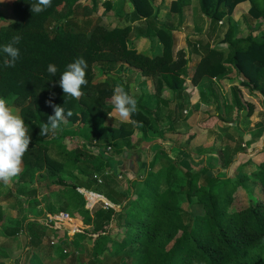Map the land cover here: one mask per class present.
<instances>
[{
	"label": "trees",
	"instance_id": "obj_1",
	"mask_svg": "<svg viewBox=\"0 0 264 264\" xmlns=\"http://www.w3.org/2000/svg\"><path fill=\"white\" fill-rule=\"evenodd\" d=\"M83 1L51 0V6L40 13L31 12L37 0H13L11 7L7 6L10 12L0 7V19L9 17L11 20L0 26V48L13 36L21 37L16 45L20 57L14 67L4 66L6 57L0 52V96L20 108L32 138L22 171L13 182L32 185L25 201L30 203L33 214L65 212L88 226L84 232H75L72 238L66 231L64 240L60 239L57 244V251L69 264H264V158L251 172L236 177V170L232 177L215 172L207 160L196 169L199 163L192 161L190 154L183 150H179L175 158L166 155L168 164L162 163L157 168L156 162L166 153L156 152L144 176L125 180L117 159L144 141L151 143L148 149L155 147L156 150L161 144L155 141L176 130V111L175 116L166 121L162 104L169 106L173 100L180 105L181 112L192 95L187 84L189 77L195 86L203 78L211 80L209 92L216 109L200 122L201 127L228 122L217 78H228L233 83L232 104H227V114H233L236 120L245 108L243 89L253 94L259 91L264 96L261 0H199L201 11L209 21L210 34L217 32V25L227 17L229 27L222 40L227 53L209 43L201 46L191 44L192 41L188 50L176 52L174 29L159 22V10H155L153 2L130 0L133 10L128 17L132 22L145 21L146 31L140 35H153L163 44L161 51L149 48V53H139L129 44L132 43L128 39L132 24L129 21L116 23L119 17H114L112 28L98 25L85 30L80 22L85 20L89 24L88 19L98 12L99 0H90V4ZM247 1L250 2L248 15L259 24L237 34L233 13L237 5ZM191 3L192 0H170L168 11L183 20ZM64 7L68 10L61 13ZM200 52L202 58L193 66L192 58ZM81 56L88 63V83L77 100L65 96L59 79L66 66ZM117 63L121 72L114 76L109 69H115ZM49 64L57 66L55 76L47 71ZM94 65L103 66L106 74L97 82H94ZM131 67L149 78L157 93L143 92L137 99L138 112L131 116L136 123L133 129L131 124L112 127L107 121L113 105L106 98L112 97L117 84L132 92L134 83L126 78ZM97 92L99 94H95ZM165 92H171L172 97L165 98L162 94ZM50 98L66 109L70 107L74 115L67 120L68 124H61L62 133L41 136L40 125L54 114L46 103ZM155 98H158L157 103H151ZM246 105L250 114L253 113L256 104L249 101ZM68 125L76 127L70 129ZM135 135L137 144L133 142ZM71 139L76 140L72 147L68 145ZM139 147L135 153L141 161ZM208 152L215 153L214 150ZM216 154L227 167L234 160L225 162L224 150ZM244 167L240 165L238 171H243ZM39 185L49 191L43 196V208L39 207L37 196ZM4 186L8 185L0 182V196L4 194ZM162 186L166 187L162 189ZM83 189L101 193L111 203L101 202L92 212L87 207ZM244 194H248L249 202L237 207L239 196ZM14 195L20 199L19 194ZM185 202L188 207L184 206ZM195 206H200L201 211H194ZM27 207H22L21 218H12L5 214L0 201V222L4 225L0 230L2 235L11 238L27 234L24 248L30 247V253L26 264H48L36 249L44 242L49 225L37 217H29ZM52 227L55 236L58 228ZM90 241L93 247L88 251L84 242ZM67 248L70 250L65 252ZM85 253L91 255L88 263H82ZM0 255H9L1 245Z\"/></svg>",
	"mask_w": 264,
	"mask_h": 264
},
{
	"label": "rangeland",
	"instance_id": "obj_2",
	"mask_svg": "<svg viewBox=\"0 0 264 264\" xmlns=\"http://www.w3.org/2000/svg\"><path fill=\"white\" fill-rule=\"evenodd\" d=\"M153 2V5L155 7V10L158 11V17L160 23L166 24L170 27H172L174 30H176L177 33V39L181 44L185 43V34L184 32H199L198 36L195 37L196 34H192V37H189L187 40V43L189 45V42L194 45L203 46L205 43H209L213 45L214 47H220L223 48L224 51L227 53V47L222 43V40L224 38L225 32L229 27L228 19L227 17H224L219 24L217 25V32L215 33H208L205 34L204 32L206 30H209V26L207 27L206 24H209V21L206 20V17L203 15L201 11V6L199 0H192V3L188 9V13L184 16V19L181 20L179 15L170 13L168 11L169 9V3L170 0H151ZM13 0H0V7H4V10L7 12H10V8L7 7L8 5L11 7ZM86 4H90V0H84ZM107 2L110 3V5H107ZM245 4V3H244ZM262 9H264V1L261 0ZM248 4H246V7L241 12H237L234 14V24L236 28L237 34L242 33L245 28H250L251 26L256 28L257 23L256 20H253L248 15ZM133 8V4L130 0H99L98 1V12L93 14L92 17L88 19V23H85V20L80 22V24L85 28V30L92 29L95 26L103 25L106 28H109L111 25V21L114 19V17H119L115 22L124 24V22L129 21L131 24V30L128 33V39L132 42L129 44H132V46H135L137 51L139 53H142V51L149 53V50L147 49L152 48L155 51H161L163 44L161 41L156 38L153 35H147V34H141V32L146 31V25L145 21H135L132 22L131 18L128 17V13L131 12ZM2 9V8H1ZM9 10V11H8ZM68 8L64 7L61 9V13L67 12ZM5 15H8L5 13ZM10 15V14H9ZM128 19V20H127ZM11 20L9 17H7V20L0 19V26L10 22ZM184 21V22H183ZM114 24V23H113ZM181 26V29H178ZM250 26V27H249ZM114 27V26H112ZM110 27V28H112ZM75 29V28H74ZM201 36H207L206 38ZM176 41V39L174 38ZM199 43V44H198ZM147 44V45H146ZM190 46V45H189ZM147 47V48H146ZM176 48V46H175ZM188 50V49H187ZM202 58L201 52L196 54L195 57L192 58L193 64L196 65ZM120 63H117L115 69H109L113 70L111 73L116 76L121 72V68L119 67ZM193 65V66H194ZM111 67V66H108ZM94 82H97L99 79L105 78V71H103V66L94 65ZM132 68V71H128L126 74V78L128 80H131L134 82L135 86L131 93H133L137 99L140 98V95L142 93V87L146 84V76L140 75V72H138L139 69ZM107 73V72H106ZM127 81V80H126ZM152 83V81L150 80ZM211 82V80H210ZM209 80L208 79H201L199 83H196V89H195V96L193 97V100H189L187 104H185V108L180 112L177 109L180 108V105L173 103V100L169 104V111L165 109L167 112L166 115L164 113L162 116L167 117L164 118L166 121H168V118H172L177 116V125L176 130L174 132H168L166 134V137L164 139L158 138L155 142H159L161 144L160 148L158 147L157 150H155L153 147L150 148L149 151L146 150L147 142L144 141L142 145H139V149H141V161H138L139 157L134 154V158L136 157L139 167L136 168L135 166L128 165L127 167H123V176L125 179H131L136 178L139 175H145L147 171V165L149 162H152L155 156V153L158 152L160 154L164 151L166 153L165 155L161 154L159 162H156V167H161L162 163L164 165H167V156H172L175 158L176 153H178L179 150H183L185 152H188L190 154V158L192 161H195L199 163V166L196 169H200L203 165L206 163V160L210 163V166L212 169L217 172L221 173L222 175H225L228 173L230 176L235 177L236 170H237V176H240L243 172H251L252 170L256 169L258 164L262 162L264 158V135H262V131L264 130V96L258 91V102L257 107L254 108L253 113L250 114V109H247V105L249 101L245 98V96L242 97V102L245 106L244 111L240 113V118L238 120L232 118V115L227 114L229 107V104H232V89L229 87V84H226L225 82L216 83L217 89L221 91L222 98H221V104H226L224 107V115L228 116L226 117V120L228 122H216L212 127H201L200 122L205 120L209 117V114L216 108L215 101H213L212 93L209 92ZM231 82V81H230ZM95 94H99L98 92ZM165 98L170 99L172 97L171 92H165L162 93ZM107 102L111 103V96L106 98ZM158 99L151 100V103L156 104ZM261 103V104H260ZM183 104V105H184ZM228 104V105H227ZM164 106V104H162ZM21 111L19 107H15ZM110 112H113V115H115V112L112 110ZM234 113V109H233ZM65 124H68L67 121L64 122ZM108 125L112 127L120 128L123 124H131V129H133L136 126V123H133L131 117L129 118V122H120L119 119L115 120V117L108 116ZM69 126V127H68ZM67 127L70 129H74L75 125H68ZM63 131L61 129H58L56 132L52 133H62ZM262 133V134H261ZM142 135L141 133H139ZM85 135V132H84ZM68 143L69 146H74L76 144L75 139H71ZM133 142L135 144L138 143V139L135 136H133ZM151 144V143H150ZM137 147V148H138ZM262 151H260L261 149ZM260 149V150H259ZM214 154H209L208 151H213ZM218 150H224L225 152V162L231 161L233 162L230 166H226L224 162L221 160V158L218 157ZM53 153V150L52 152ZM50 153V154H51ZM134 153V151H132ZM208 154V156H207ZM180 156V154H179ZM183 158V157H182ZM184 159V158H183ZM203 162V163H202ZM240 165H245L243 168V171H238L240 169ZM213 171V172H214ZM121 179V180H123ZM9 186V187H8ZM8 186L2 187V194L0 196V201L3 205V208L5 209V214L7 216H10L12 218H21L23 213V208L27 207L26 213L29 214V217L34 218L37 217L41 222L47 224L46 217L47 214H41L35 215L32 212V207L30 203L25 201L28 197L29 187L32 185L26 184L25 186H21L18 182H13V179L8 184ZM34 186V185H33ZM37 187V185L35 184ZM34 186V187H35ZM33 187V188H34ZM166 186H162V189H164ZM58 188V187H56ZM11 189V190H10ZM26 191V192H25ZM45 191V192H44ZM39 193L37 194L38 200H40L39 207L43 208L45 206L44 201V195L46 192H49L46 188H44L43 185H39ZM14 193L19 194L20 199H17V195H14ZM25 193V194H24ZM87 195H89V198H91L92 203L88 204L87 207L90 208L93 212V208L95 206H100L104 202V199H99L98 195H95L94 193H91L90 191L85 192ZM84 193V194H85ZM5 196V197H4ZM17 196V197H16ZM249 196L248 194H244L243 197L239 196V200L236 206H244L249 202ZM98 200V201H96ZM23 203V204H22ZM185 207H188V203H184ZM194 211L200 212L201 208L200 206H195ZM60 214V213H59ZM59 214H53L58 215ZM60 217V216H59ZM64 220V221H63ZM62 221L58 220V223H53L49 225L48 229H46V235L44 236V242L41 244L40 248H37L36 251L42 256L44 261L48 262V264H69V260L67 258H64L58 251V243L60 239L64 240V235L67 231V234L72 238L75 232L77 231H85V229L88 227L84 225V223L79 220V218L71 217L69 214L64 215V219ZM68 224L71 229H67L65 227L61 226L63 224ZM58 228V232L55 234V236H58L57 238L54 236L53 227ZM4 228V225L0 222V229ZM114 234V232H112ZM54 236V237H53ZM27 234L21 233L18 238H11L6 237L2 235V231L0 230V245L1 247L8 252V256H1L0 255V264H26L27 256L30 252V247L28 249H25V245L27 243ZM86 244V248L89 251L93 247V243L90 242H84ZM34 248V247H32ZM70 248L65 249V252H68ZM51 256L53 259H51ZM91 259V255H88L85 253L82 255V263H88Z\"/></svg>",
	"mask_w": 264,
	"mask_h": 264
},
{
	"label": "clouds",
	"instance_id": "obj_3",
	"mask_svg": "<svg viewBox=\"0 0 264 264\" xmlns=\"http://www.w3.org/2000/svg\"><path fill=\"white\" fill-rule=\"evenodd\" d=\"M50 6L51 0H37L35 4H32L31 12L40 13ZM20 40L19 35L13 36L9 43L0 48V52L6 57L3 61L4 66H15L17 59L20 57V49L16 47ZM87 70V60L82 56L66 66V70L61 73L59 79V86L66 97L80 99L83 95L82 89L88 83ZM47 71L55 76L58 69L55 64H49ZM46 103L52 107L54 114L48 117L47 122L40 125L41 136L56 132L60 129L62 123L74 115L70 107L66 109L59 104H55L52 98ZM111 103L115 115H113V112H108V115L115 117V120L119 119L122 123L129 122V118L138 112L136 96L126 90L123 85L117 84L115 86ZM133 123L135 122L133 121ZM31 139L25 119L19 110L13 106L8 98L0 96V182L8 185L14 177L21 173L24 156L30 147ZM90 192L99 194L100 199L104 197L101 193ZM104 202L108 203L105 200Z\"/></svg>",
	"mask_w": 264,
	"mask_h": 264
},
{
	"label": "crops",
	"instance_id": "obj_4",
	"mask_svg": "<svg viewBox=\"0 0 264 264\" xmlns=\"http://www.w3.org/2000/svg\"><path fill=\"white\" fill-rule=\"evenodd\" d=\"M245 3V4H244ZM246 4H248L249 6H248V11H249V9H250V2H243V3H240L239 5H237L236 6V8H235V10H234V13H233V17H234V14H236L237 12L239 13V12H241L243 9H244V7H246ZM190 7V6H189ZM189 7L187 8V10L185 11V14H184V16L188 13V9H189ZM132 10H133V8H132ZM131 10V11H132ZM207 20V19H206ZM184 22V21H183ZM256 23H257V26H258V24H259V21L257 20L256 21ZM206 26L208 27L209 26V24H206ZM256 26V27H257ZM178 29H181V26L178 28ZM198 33L199 32H184V34H185V43L184 44H181L179 41H178V39H177V33H176V30H174V35H175V39H176V41H175V46H176V48H175V51L176 52H178L179 50H181V49H187L188 48V43H187V40H188V38L189 37H192L191 35L192 34H196V36L195 37H199L198 36ZM205 34H207L208 35V30H206L205 32H204ZM215 33V32H214ZM212 34V33H211ZM201 37H204V38H206L207 36H201ZM147 45V44H146ZM147 48V47H146ZM195 57V56H194ZM190 64H191V62H190ZM194 65V64H193ZM191 71V73H192V71L193 70H190ZM146 84H145V86H143L142 87V93L141 94H143V92H151L153 95L154 94H156L157 93V91H156V89L154 88V87H151L152 86V84L153 83H151L150 82V80L149 79H146ZM215 81H216V83H218L219 85H220V83H221V81H222V83H226V84H229V87H232L233 86V83H232V81L230 80V79H228V78H225V79H219V78H217V79H215ZM231 81V82H230ZM134 83V82H133ZM187 84H188V89H190V90H192V95L189 97L190 98V100H193V97L195 96V89H196V87L197 86H195V85H193V83H192V79L189 77V78H187ZM134 86H135V84H134ZM243 94H244V96H245V98L247 99V100H250V101H252V102H254L256 105H257V102H258V95H257V92H256V94H253L252 92H249V90H247V89H243ZM187 95V94H186ZM155 99H158V98H155ZM175 104H176V102H175ZM261 104V103H260ZM168 107L169 106H162V114L164 113V115H166V113L167 112H165L166 110L165 109H167V111H169V109H168ZM255 107H257V106H255ZM170 108V107H169ZM216 109V108H215ZM214 109V110H215ZM213 110V111H214ZM178 109H177V113H178ZM212 111V112H213ZM262 135H264V131H263V134ZM79 139V138H78ZM149 143H147V147H146V150L147 151H149L150 150V148L148 149V147H149ZM159 148H160V146H159ZM128 149V148H127ZM261 149V148H260ZM135 150H137V148H134V149H128L127 150V152H125V153H123V155L122 156H119L117 159L118 160H120V162H121V164H120V168H121V170L123 171V167H127L128 165H131V162L132 161H134V154H136L138 157H139V154H137V153H135ZM138 150H141V149H138ZM157 150V149H156ZM132 151H134V153H132ZM141 153V152H140ZM131 156V157H130ZM129 157H130V159H129ZM135 178V177H134ZM82 192H86L87 190H85V189H83V190H81ZM45 192V191H44ZM39 195H40V192H39ZM76 218V217H75ZM80 220V219H79Z\"/></svg>",
	"mask_w": 264,
	"mask_h": 264
},
{
	"label": "built area",
	"instance_id": "obj_5",
	"mask_svg": "<svg viewBox=\"0 0 264 264\" xmlns=\"http://www.w3.org/2000/svg\"><path fill=\"white\" fill-rule=\"evenodd\" d=\"M95 195H98V197H99V199H100V195L99 194H96V193H94ZM85 195H86V198H87V201L88 202H91L92 200H91V198H89V195H87L86 193H85ZM96 201H98V200H96ZM87 202V203H88ZM89 204V203H88ZM106 204H108V203H106ZM64 215H67V213H65V212H60V214H59V216L58 215H53V214H50V213H48L47 214V217H46V222H47V224H49V225H51V224H53V223H58V220L59 221H62L63 219H64ZM64 221V220H63Z\"/></svg>",
	"mask_w": 264,
	"mask_h": 264
},
{
	"label": "water",
	"instance_id": "obj_6",
	"mask_svg": "<svg viewBox=\"0 0 264 264\" xmlns=\"http://www.w3.org/2000/svg\"><path fill=\"white\" fill-rule=\"evenodd\" d=\"M134 166L136 167V168H138L139 167V164H138V161H137V159H136V157L134 158ZM106 202H108V203H111L109 200H107L106 198H104V197H102ZM89 204H91L92 203V201L91 202H88ZM62 227H65V228H67V229H71V227L68 225V224H63L62 226H61V228Z\"/></svg>",
	"mask_w": 264,
	"mask_h": 264
}]
</instances>
